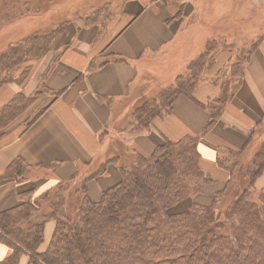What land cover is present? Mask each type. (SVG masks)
<instances>
[{"label":"crops","instance_id":"crops-1","mask_svg":"<svg viewBox=\"0 0 264 264\" xmlns=\"http://www.w3.org/2000/svg\"><path fill=\"white\" fill-rule=\"evenodd\" d=\"M208 1L215 5L224 0ZM40 2L48 10L34 13ZM193 2L198 8L199 0L176 1L173 3L176 10L172 12L167 0H76L71 23L66 20L68 23L52 42L49 52L34 62L29 78L20 86L9 84L0 89L2 108L18 93L27 96L41 84L46 87L32 106L3 132L0 174L13 161L22 159L29 166V175L23 181L0 183V212L18 206L20 195L32 188L41 190L57 182H77L89 178L86 175L117 155H124L126 161L134 151L150 154L166 140L178 142L185 137L198 139L200 167L217 183L204 187L202 192L209 196L212 190L221 189L228 173L220 159L229 156L230 151H245L254 129L264 121V37L251 53L248 51L242 76L233 79L232 89L222 86L229 66L222 68V76H218L213 72L217 62L209 70V64L205 63L200 74L202 80L193 87L192 96L180 95L171 114L154 119L147 131L139 134L132 131V113L166 88H163L165 79H172L170 85H174L176 78L187 75L192 62L208 52L206 47L196 58L175 55L181 35L187 31L181 28V22L185 13L193 9ZM254 2L264 6V0ZM7 4L1 11L0 25L13 2ZM183 4L182 15L167 23ZM24 5H28L30 12L19 16L20 19L42 15L45 20L50 16L53 20V15L61 18L63 5H55L54 0L15 2V8L25 10ZM17 12L15 9L12 14ZM206 17L220 26L215 13ZM103 21H107L104 27ZM100 35L103 38L97 42ZM173 42H177L174 53L165 48ZM224 58L228 60L227 56L220 57ZM229 58L231 63H237L232 61V53ZM217 100L223 102L222 111L206 128L211 121L210 107ZM119 171L116 162H109L103 175L86 183L88 196L97 199L112 183H117ZM35 172L43 173L44 178L34 180ZM203 200H199L201 206H209L210 200ZM9 253L0 244V261Z\"/></svg>","mask_w":264,"mask_h":264},{"label":"trees","instance_id":"trees-1","mask_svg":"<svg viewBox=\"0 0 264 264\" xmlns=\"http://www.w3.org/2000/svg\"><path fill=\"white\" fill-rule=\"evenodd\" d=\"M8 1L13 5L6 10L3 23L10 25L30 12L28 5H24L25 10L20 5L15 8L19 0H3L0 17ZM43 3H38L33 12L48 10ZM183 7L167 23L179 18ZM15 9L18 12L13 15ZM67 23L58 21L50 30L34 31L10 43L0 54V89L9 84L22 85L34 62L49 52ZM214 49L200 60L205 65L210 57L208 70L215 64L212 60H217L219 51ZM237 64L232 69L240 70L241 77L243 66ZM202 67L198 61L192 62L187 75L176 78L174 85L138 107L132 113V131H147L154 119L171 114L180 95L192 96L193 87L202 80ZM44 87L41 84L27 96L18 93L0 108V144L4 130L32 106L45 92ZM222 106L223 102L217 100L210 107L211 121L206 128L216 121ZM197 144L196 137L166 140L150 154L134 151L126 157L128 162L123 160L124 155H117L88 174V179L57 182L21 194L18 206L0 212V244L10 251L0 264H17L22 254L29 255V264H264V192L253 200L254 185L264 171V140L248 159L244 150L230 151L220 159L229 182L209 206L192 202L194 195L213 181L200 167ZM111 161L117 163L121 180L91 199L87 180L103 175ZM28 175L29 166L17 159L0 174V183L23 181ZM44 204L47 211H42ZM185 204L187 210L176 209ZM49 221L55 222V229L47 250L41 253Z\"/></svg>","mask_w":264,"mask_h":264},{"label":"rangeland","instance_id":"rangeland-1","mask_svg":"<svg viewBox=\"0 0 264 264\" xmlns=\"http://www.w3.org/2000/svg\"><path fill=\"white\" fill-rule=\"evenodd\" d=\"M176 1L180 3V0H167V2H169L170 4V10L172 12H175L176 10L173 4ZM181 1H185L187 3V0ZM208 2V0H199L198 8H196V4L193 2V9L190 12L187 11L185 13L183 21L181 22L182 27H180L183 30L187 31L181 35V42L178 46V54L175 55L186 54L187 58H196L202 53H204L206 47L207 51H209L210 49L213 50L214 47V51L224 50L221 53L220 51L217 53V56L219 55V57L216 58L217 60H212V62H217V65L214 67L213 72L218 76H222L221 69L229 66V73L226 71L223 76L224 80L222 86H226V88L229 87V89H232L233 86H235V81L233 79H237L239 77L240 70H237V72L232 69V66L236 63H231L229 61L230 53H232V61L238 62L236 66H241L243 65V63H245L244 61H246L249 52L251 53L252 49L256 47V45L262 40V38L264 37V6H257L254 0H224L223 3H216L215 5H210L208 4ZM54 4L63 5V7L60 9L61 18H59L58 15H53L54 19L58 21L68 20L69 23H71V18L73 17L74 12L77 9L76 0H54ZM213 13L216 14V19L218 17L219 20L216 21L220 23V26L214 25L215 21L212 20L210 17H206V15ZM195 15L196 18L194 17ZM50 18L51 16L45 20L44 15L35 17H25L20 19V21L17 22L15 26L12 24L8 25L2 23V25H0V54L7 48L10 43H15L19 40H22L23 38L32 34L34 31H42L45 28L47 29H45L44 31L50 30V26L48 27V25L58 22L51 20ZM106 22L107 21L102 22L103 27L106 25ZM102 38L103 36L100 35L97 42H99ZM176 44L177 42H173L165 48L166 50H171L172 53H174V48ZM242 50H245V52H241ZM214 54L216 55V53ZM201 56L204 57V55ZM225 56L228 57V60H226L225 58L220 59V57ZM200 60L201 59H198L197 61L199 62L201 67L203 66L201 70V73H203L204 65L202 62H200ZM164 82L165 83L163 85V88L170 85L172 79H165ZM17 86L15 85L14 87L18 88ZM32 89L30 88L28 92H30ZM28 115H30V113H28L26 117H28ZM263 140L264 121L254 129L252 138L250 139L248 146L246 147V150L244 152V158H250L254 154L256 149H258L259 144ZM124 159L125 157H123V160ZM95 163L96 164L94 166L96 167L98 163ZM118 175L120 181V171L118 172ZM33 176L34 180H39L42 177L44 178L43 173L35 172ZM52 177H54V173L51 175V178ZM90 181L91 180H87L86 183ZM119 181L117 183H119ZM228 182L229 181H224L221 189H215L209 192V196L204 194L205 191L194 195V197L192 198V202L199 205V200L205 202L203 199L207 198V200H210L209 205H211L216 194L221 191L223 193V191L226 189ZM117 183L114 182L110 186H114ZM215 184H217L216 181H212L206 186L210 187ZM51 185H54V183ZM259 192H264V171L254 185V201H256ZM209 202L207 201V203ZM186 208L187 204L182 207H177L176 209L180 211H185L187 210ZM47 210V205L44 204L42 211ZM54 229V221H49L46 223L44 228V241L39 248V252L42 253L47 250L52 239ZM17 264H29V255L22 254Z\"/></svg>","mask_w":264,"mask_h":264}]
</instances>
